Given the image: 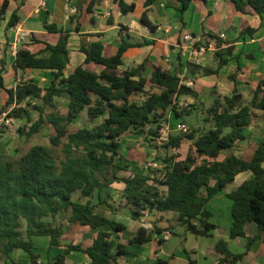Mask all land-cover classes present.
I'll return each mask as SVG.
<instances>
[{
    "label": "trees",
    "instance_id": "1",
    "mask_svg": "<svg viewBox=\"0 0 264 264\" xmlns=\"http://www.w3.org/2000/svg\"><path fill=\"white\" fill-rule=\"evenodd\" d=\"M157 1L145 0L146 10L140 16V21L152 31H156L158 26L151 22L147 13ZM177 1L184 13L194 0ZM229 1L241 13L251 8L264 16V0ZM114 2L125 15L136 9L134 3L129 5L125 0ZM10 3L11 0L3 1L0 9L2 20H6ZM91 6L89 11L92 13ZM19 22V12L15 10L8 19L7 30L16 27ZM46 27L51 32L64 33L56 45H48L51 56L38 57L21 48L16 53L14 67L51 70L54 77L49 84L41 86L31 80L6 89L0 71V90L5 89L9 95L6 101H1L0 97V116L6 114L9 118L26 120V125L18 129L26 138L40 133L45 126L55 130L50 146L35 145L19 157L0 151V258L8 259L13 251L21 249L29 254L33 264H38L41 256L34 252V238L49 236L50 248L61 246L60 239L66 224L92 228L108 225L115 231L124 230L121 223L97 214L91 201L95 191L101 192L113 183L125 184L122 202L133 217H141L144 212L172 211L189 231L211 237L216 225L210 221L213 214L207 208L208 204L232 185L238 175L251 172L250 178L228 194L233 201L230 238H245L247 250L235 253L224 240L216 244V251L221 255L217 264H241L257 240L264 242V138L250 161L234 152L224 160L220 157L247 140V130L256 117L254 110L264 113V82L259 84L250 104L237 91L231 97L217 98L206 111V121L211 122V127L201 135H198L197 129L170 134L164 144L166 149L179 150L183 144L191 142L184 159H180V153L169 154L163 158V168H142L134 172L120 154L121 138L127 133L146 136L152 146V141L160 137L162 124L167 122L169 112L181 121L193 114L197 106H181L179 99L183 95L197 97V93L183 83L177 71L172 72L160 64L154 65L149 78L145 75L146 61L134 69L120 72L124 53L142 45L126 40H122L117 54L112 57L104 56L101 40L94 41L90 47H82L86 64H96L104 69L97 73L79 66L66 76L65 70L71 64L69 33L47 23ZM252 32L253 29L247 28L241 36ZM212 37L220 46L221 39L215 35ZM233 51L234 46H230L225 53L231 55ZM216 54L222 56V53ZM227 62V59L221 58L217 70L189 61L186 66L190 74L199 72L208 76L218 74ZM149 85L158 91L148 89ZM64 93L69 100L67 114H62L54 102ZM138 96L142 100H136ZM47 107L53 111L46 113ZM32 110L40 114L34 123ZM85 111L91 123L101 119L100 122L93 127L71 131L73 122ZM7 128L0 125V138ZM120 172L126 175L121 177ZM203 188L206 189L205 195L201 193ZM77 193H80L79 200L74 199ZM85 198L88 201L83 202ZM110 207L116 210L115 206ZM120 207H123L122 204ZM194 220L200 221L202 229L194 224ZM249 224L257 226L258 234L254 237L247 236ZM112 237L111 233L101 231L92 246L85 250L81 245H69L54 258L52 264H68L67 256L73 251L85 252L91 259L90 264H113L116 256L113 254L115 242ZM150 240L149 231L141 228L130 243L142 245ZM117 248L118 254L127 253L124 245L120 244ZM157 264L169 262L159 259Z\"/></svg>",
    "mask_w": 264,
    "mask_h": 264
},
{
    "label": "crops",
    "instance_id": "2",
    "mask_svg": "<svg viewBox=\"0 0 264 264\" xmlns=\"http://www.w3.org/2000/svg\"><path fill=\"white\" fill-rule=\"evenodd\" d=\"M3 1L0 0V9ZM125 2L129 5L133 3L136 5L133 13L123 14L114 0H11L6 20L0 18V41L7 42L6 48L0 55V71H2L1 77L5 88H16L18 83L31 80L41 86H46L53 79L51 70H22L14 67L16 53L21 48L29 50L38 57L49 58L51 56L48 45H56L64 33L49 31L46 27L47 23L69 33L68 50L71 64L65 70L66 76L74 72L79 66L97 73L104 69L103 66L96 64H86V55L81 51L82 47H90L94 41L101 40L104 45V56L112 57L117 54L122 40H126L133 44L142 45L132 47L124 53L123 64L119 71L134 69L145 61L147 78L150 77L155 64H160L172 72L177 71L183 80L192 83L189 87L197 93V97L192 95L181 96L180 105L194 104L197 106L196 110H199L201 106L208 109L217 98L231 97L236 91L243 96L246 103L252 102L256 89L261 82H264V16L261 17L251 8H248L246 13H241L229 0H194L184 13L180 11L181 5L177 0H159L147 13L151 22L158 26L156 31H152L140 21V16L146 10L145 0H125ZM91 4L92 13L89 11ZM15 10L19 12L20 22L16 27L7 30L8 19ZM171 18L178 21L176 26L171 25ZM168 27L171 28L170 31L167 30ZM18 28L28 31L31 37L24 40L14 50L10 43L13 41ZM247 28L253 29L254 32L241 36L242 31ZM187 34H191L197 41L195 47H192L191 43L183 41ZM221 34L224 35V38L220 37ZM212 35L220 37V46ZM183 46H187L189 49L186 54L182 52ZM230 46H234L231 55L225 53ZM216 52L222 53V56L220 57ZM167 58H170V63L166 62ZM221 58L227 59L228 62L219 69L218 74L206 76L198 72L193 75L189 73L186 66V62L189 61L210 70H217ZM0 97L1 101L8 100L9 95L5 89L0 90ZM27 100L33 101L31 98H27ZM54 102L62 114L68 113L69 100L66 93L62 97H56ZM52 111L51 107L46 108V113ZM254 111L256 117L247 130V140L238 144L241 149L240 152H234L246 161L253 159L258 144L264 138V113L257 109ZM31 117L32 123H34L39 119L40 114L38 111L32 110ZM187 118L189 119V117ZM176 120L181 121L178 118ZM18 121L24 122L21 127L27 123L24 119H13V124ZM74 122L71 127L74 126ZM99 122L100 120L90 123L94 126ZM83 127L85 126L77 129ZM7 129H9V133L12 132L10 128ZM44 133L48 134L47 137L50 142V138L55 135V130L51 126H45L38 134L44 135ZM127 134L120 140V154L124 158L123 161L132 167L131 170L136 172L143 168L144 163L151 161V156H147V159L145 158L143 161L134 160V166L136 163L138 165L133 167L127 158L128 155L121 151L122 144L135 149L143 145V148L149 151L151 155H156L158 152L147 141L143 143V138L140 136L133 133ZM7 135L8 131L0 138V142L4 141ZM20 137L26 136L21 135ZM190 145L191 142H187L171 154L180 153V159H184ZM184 148H186L185 151ZM126 151L128 152V150ZM226 157L225 155L224 159ZM125 175V172L119 173L121 177ZM251 176V172L241 173L232 185L211 200L207 208L209 210L212 207L216 208L214 209L216 213L210 210L213 214L210 221L216 225V229L212 232L211 237L200 236L188 230L185 240L187 243L189 242V249L187 246H175V249L169 252L164 250V245L173 237L171 234L172 223L178 222L180 224L175 212H154L141 217H133L122 202L125 184L113 183L101 192L95 191L91 201L97 214L121 223L125 227L124 230L115 231L108 225L92 228L80 224H66L60 239L61 246L50 248L49 236L35 237L34 252L41 256L38 262L52 264L54 258L63 252L67 246L81 245L85 250L92 246L98 234L103 231L113 235L112 238L115 242L113 254L116 256V262L113 264H157L159 259L167 260L169 264H217L221 255L216 251V244L220 240L226 241L229 248L235 253H243L247 250L245 238H230V229L233 223L231 214L233 201L228 197V194L235 191ZM201 193L205 195L206 189L203 188ZM79 199L80 193L77 197V200ZM82 201L86 202L88 199L85 198ZM216 203H218V207ZM121 204L123 207H120ZM221 204H224L228 209L224 213L227 223L223 230L225 235L217 237L216 233L221 229V226L219 223H215L212 218L216 214H221V210H219ZM110 205L115 206L116 210H113ZM57 221L58 223L61 222L59 218ZM193 222L198 225L199 229H202L199 220ZM141 228H146L149 231L151 240L135 250L129 249L130 245H133L130 240ZM246 231L248 237H254L258 234L255 224H249ZM167 232L171 234L169 238L165 237ZM120 244L125 246L126 254L117 253V246ZM90 262L91 259L83 251H73L67 256L68 264H90ZM0 264L33 263L27 252L16 249L10 258H0ZM241 264H264V242L262 240H257L249 248Z\"/></svg>",
    "mask_w": 264,
    "mask_h": 264
},
{
    "label": "rangeland",
    "instance_id": "3",
    "mask_svg": "<svg viewBox=\"0 0 264 264\" xmlns=\"http://www.w3.org/2000/svg\"><path fill=\"white\" fill-rule=\"evenodd\" d=\"M170 23H171V25L176 26L178 24V21L174 18H171ZM148 89L158 91L157 89L153 88L151 85L148 86ZM135 99L138 101L142 100V98L140 96L135 97ZM181 106H183V105H181ZM206 110H207V108L205 106H201L199 108V110H195L193 112V114L191 115V117H189V119L186 118L185 121H180L181 124H186L188 131H191L192 129H197L199 131L198 135H201L204 131L208 130L211 126V122L206 121V119L208 117ZM180 122L178 120H176L175 114L173 112H169L167 115V122H164L162 124V126L165 125L168 127L169 134H179V133L183 132V131L178 130V125L180 124ZM23 124H24V122H20V121H18L16 124H13V126L10 128L12 130L11 133H9V129H6V131H8V135L5 137L6 139L4 141L2 140V142H0V151H2L3 153H5L7 155H10V156L19 157L23 153H26L27 151H29L30 148L34 145L50 146V142L48 140V137H47L48 134L47 133H44V135L37 134V135H34L30 138H26V137L21 138L20 137L21 135L18 133V128L23 126ZM81 126H85V127L93 126V124L90 123L86 112L84 114H82V116L80 118L75 120L74 126L71 127V131H75L78 127H81ZM141 138H143L142 139L143 143H145V141H147L146 139H148V137H146V136H143ZM136 144H138V143H136ZM136 144H134V145H136ZM151 144H152V147L155 150H157L158 155L157 154L151 155L149 151H147L145 148H143V145H141L138 149H135L134 147L128 148L125 144H122L121 151L128 155L127 158L133 167H136L138 165L136 163V165L134 166V164H133L134 160L143 161L145 158L147 159V156H151L150 160L156 161L160 166L156 169H161L164 166L163 158H165L166 156H168L169 154L174 152V150L166 149V148H164V145H161L159 148H157V145H156L157 143L155 140L152 141ZM185 149L186 148H184V151H185ZM126 150H128L129 153ZM239 150H241L240 146L237 145L233 151L225 152L224 155L220 157V159H224L225 155L228 156L232 152L237 153ZM156 157H157V159H156ZM158 158H160V159H158ZM143 168L145 170H148L149 169L148 163H144ZM140 170L141 169H138V171H140ZM131 171H133V170H131ZM77 197H78V193L74 195V199L77 200ZM218 203H216V206ZM214 209H216V208H213V207L210 208L211 211L213 210L215 212L216 210H214ZM219 210H221V214H219V215L216 214V216L214 218H212V220L215 223L220 224L221 229L216 234H217V237H222L225 235V234H223V232H224L223 230L225 228V224L227 223L226 218L224 216V213H225V211H228V209L224 204H221L219 206ZM172 225L173 226L171 228V234H173L172 235L173 237L171 238V241H168L164 245V250L169 252L170 250L175 249V246L176 247H183V246L186 247L187 246V248L189 249V242L187 243V240H185V235L188 233L187 227L180 225L178 222H174V223H172ZM23 233L25 234V226L23 227ZM244 242H246V239L244 240ZM245 245H246V243H245ZM139 247H140L139 244H133V245H130L129 249L135 250L136 248H139ZM45 264H51V263L45 262Z\"/></svg>",
    "mask_w": 264,
    "mask_h": 264
},
{
    "label": "built area",
    "instance_id": "4",
    "mask_svg": "<svg viewBox=\"0 0 264 264\" xmlns=\"http://www.w3.org/2000/svg\"><path fill=\"white\" fill-rule=\"evenodd\" d=\"M168 31L171 30L170 27L167 28ZM31 35L28 31L26 30H23V29H20L18 28L17 31H16V34H15V37L13 39V41L10 43V45L12 46V48L15 50L17 48L18 45H20L24 40L26 39H30ZM220 37L224 38V35L221 34ZM219 37V38H220ZM183 41L185 43H191V46L192 47H195L197 41L192 37L191 34H187L184 36L183 38ZM9 45V43H8ZM7 46V42H2L0 41V55L3 53L4 49L6 48ZM188 47L187 46H183L182 47V52L184 54H186L188 52ZM166 62L167 63H170V58H167L166 59ZM183 83L186 85V86H191L192 83L191 82H187L185 80H183ZM0 125H4L8 128H11L12 125H13V118H9L6 114L0 116ZM178 130L179 131H183V132H188V128L186 127V125L184 124H179L178 125ZM169 131H168V127L167 126H162L161 130H160V137L159 138H156V145H157V148H159L161 145H164L168 139H169ZM160 167L159 164L156 162V161H149L148 162V168H158ZM144 215H148V212H144ZM171 236L170 232H167L165 233V237L166 238H169ZM38 264H43L41 261L38 262Z\"/></svg>",
    "mask_w": 264,
    "mask_h": 264
}]
</instances>
